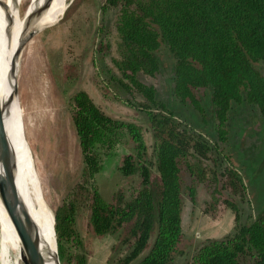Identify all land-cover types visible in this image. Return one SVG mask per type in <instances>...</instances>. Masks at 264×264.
<instances>
[{"label": "trees", "instance_id": "trees-1", "mask_svg": "<svg viewBox=\"0 0 264 264\" xmlns=\"http://www.w3.org/2000/svg\"><path fill=\"white\" fill-rule=\"evenodd\" d=\"M98 1L95 58L107 87L125 94L147 128L110 118L83 91L70 98L81 171L55 212L61 256L86 264L75 231L83 215L93 236L114 240L107 264H264V187L252 201L253 189L233 163L232 150L241 149L230 132L236 106L264 119V73L255 67L264 63V0ZM164 54L172 63L167 102L149 83L161 75ZM172 103L189 106L197 122L179 116ZM123 147L114 170L120 182L105 200L98 176ZM198 189L204 212L224 207L234 226L186 250L184 199L195 204ZM239 205L249 213L246 222Z\"/></svg>", "mask_w": 264, "mask_h": 264}, {"label": "rangeland", "instance_id": "rangeland-1", "mask_svg": "<svg viewBox=\"0 0 264 264\" xmlns=\"http://www.w3.org/2000/svg\"><path fill=\"white\" fill-rule=\"evenodd\" d=\"M57 18L55 24L35 33L24 46L17 80L20 131L31 155L36 188L54 217L81 171V157L69 111L70 98L75 93L85 92L114 120L134 122L147 128L143 115L126 104L125 94L113 85L107 87L109 80L102 73L101 58H95L96 44L101 40L99 1L66 0ZM105 63L111 67L110 60ZM162 64L161 75L149 83L155 85L160 98L167 102L172 63L165 54ZM255 67L264 73V63ZM202 103L208 107L207 101ZM171 107L183 119L197 122V114L189 106L172 103ZM230 130L233 140L240 142L237 149H241L237 155L232 150L233 163L253 189L255 196L251 194V200H256L255 189L259 191L264 187V175L259 178L264 166V119L259 118L252 107L236 106L232 110ZM146 141L151 145L149 133ZM124 151V147L113 151L98 176L100 193L105 200L110 199L120 182L114 170ZM205 200L202 189L197 191L195 204L184 199L182 226L186 250L206 240L220 239L234 226L232 213L224 207L215 214L205 213ZM239 208L242 209L241 222H246L249 213L243 205ZM75 231L83 243L86 264H107L113 238L93 236L83 215L76 219ZM58 253L60 264H67L59 246Z\"/></svg>", "mask_w": 264, "mask_h": 264}, {"label": "bare ground", "instance_id": "bare-ground-1", "mask_svg": "<svg viewBox=\"0 0 264 264\" xmlns=\"http://www.w3.org/2000/svg\"><path fill=\"white\" fill-rule=\"evenodd\" d=\"M66 0H0V100L4 125L16 161L19 199L33 221L44 264H57L52 213L36 188L32 160L19 127L17 90L19 59L24 39L55 24ZM61 20V19H60ZM25 253L15 228L0 205V264H22Z\"/></svg>", "mask_w": 264, "mask_h": 264}, {"label": "water", "instance_id": "water-1", "mask_svg": "<svg viewBox=\"0 0 264 264\" xmlns=\"http://www.w3.org/2000/svg\"><path fill=\"white\" fill-rule=\"evenodd\" d=\"M34 34L30 33L17 50L16 57L19 60L24 46ZM14 93L18 95L16 89ZM4 108L5 107L0 100V205L13 224L25 253V257L22 259V264H44L39 250V240L36 227L19 199L16 184V161L4 125ZM52 219L57 251L56 263L60 264L55 230V217L53 214Z\"/></svg>", "mask_w": 264, "mask_h": 264}]
</instances>
